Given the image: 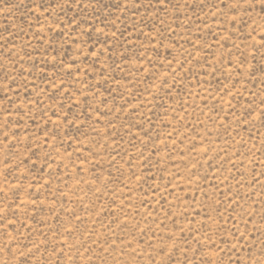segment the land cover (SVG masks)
Listing matches in <instances>:
<instances>
[{"label":"rangeland","instance_id":"374dc122","mask_svg":"<svg viewBox=\"0 0 264 264\" xmlns=\"http://www.w3.org/2000/svg\"><path fill=\"white\" fill-rule=\"evenodd\" d=\"M0 264H264V0H0Z\"/></svg>","mask_w":264,"mask_h":264}]
</instances>
